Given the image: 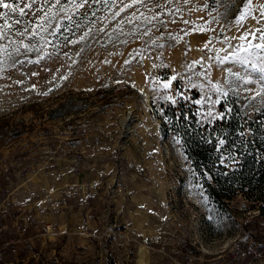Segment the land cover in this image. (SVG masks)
Instances as JSON below:
<instances>
[{
    "label": "rangeland",
    "instance_id": "rangeland-1",
    "mask_svg": "<svg viewBox=\"0 0 264 264\" xmlns=\"http://www.w3.org/2000/svg\"><path fill=\"white\" fill-rule=\"evenodd\" d=\"M61 22L50 56L0 63V264H264L260 203L209 197L158 117L182 99L212 121L227 97L264 115L258 74L225 59L260 43L264 0H140L115 20L90 3Z\"/></svg>",
    "mask_w": 264,
    "mask_h": 264
},
{
    "label": "trees",
    "instance_id": "trees-1",
    "mask_svg": "<svg viewBox=\"0 0 264 264\" xmlns=\"http://www.w3.org/2000/svg\"><path fill=\"white\" fill-rule=\"evenodd\" d=\"M219 109V118L200 123L193 103L181 99L178 105L164 106L158 116L162 136L178 142L209 197L225 202L240 192L264 211V115L247 118L230 97Z\"/></svg>",
    "mask_w": 264,
    "mask_h": 264
},
{
    "label": "snow or ice",
    "instance_id": "snow-or-ice-1",
    "mask_svg": "<svg viewBox=\"0 0 264 264\" xmlns=\"http://www.w3.org/2000/svg\"><path fill=\"white\" fill-rule=\"evenodd\" d=\"M101 2L104 4L105 10L111 13V18L115 20L122 12L132 8L140 0H131L129 3H125V0H41L39 7H36L37 0H15V2L7 3L5 0H0V7L6 10L0 12V20H3V23L0 24V41L6 42L0 43V63H3L5 59L11 61L13 65L23 63L16 58L33 51L38 53V57L35 61L29 60L28 62L39 63L40 59L50 56V53H44V56L39 55L42 49L51 43L46 39V36H56L61 29H67L68 26L61 22L62 19H66L69 24H72L73 17L79 9L90 3ZM243 7L247 9L249 5L246 3ZM132 18H135V14ZM244 18L245 14L242 10L235 18L236 25L242 26ZM125 19L131 22V18L126 17ZM75 24L77 29L81 27L78 21ZM72 34L75 35V33ZM91 34L92 30L89 29L76 39L69 40L65 37V40L67 43L77 44L86 40ZM249 34V32H245L239 39L243 41ZM259 40L260 43L249 44L248 47L242 44L236 52L230 54L226 52L225 54V59L231 55L235 57L238 64L250 67L252 72L258 74L255 81L260 85L257 95L264 94V55H261L264 53V35H261ZM241 52L245 55H239ZM234 75L246 84L253 83L250 74L241 76L239 73H235Z\"/></svg>",
    "mask_w": 264,
    "mask_h": 264
}]
</instances>
